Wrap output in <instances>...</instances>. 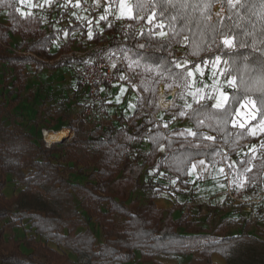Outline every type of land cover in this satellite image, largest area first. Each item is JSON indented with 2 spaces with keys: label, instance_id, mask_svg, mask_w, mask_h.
Here are the masks:
<instances>
[{
  "label": "trees",
  "instance_id": "obj_1",
  "mask_svg": "<svg viewBox=\"0 0 264 264\" xmlns=\"http://www.w3.org/2000/svg\"><path fill=\"white\" fill-rule=\"evenodd\" d=\"M219 1L225 13L210 22ZM59 2L62 12L55 25L49 13L59 9H28L20 0H0V13L6 16L0 22V263L73 264L70 253L76 261L84 257L85 264L126 263L137 254L141 264H165L158 258L190 254L188 264H214L211 255L217 253L223 264H264V238L249 233L247 225L238 235L217 238L196 226L186 208L177 217L175 206L159 208L155 200L163 186L152 179L163 173L187 187L195 159L221 164L227 157L221 158L218 143L231 148L255 141L232 121L246 100L255 102L254 120L264 118L258 90L264 75V0H131V17L100 18L92 25L93 45L88 48L72 35L83 34L84 23L71 14L64 17L68 6ZM161 29L165 37L157 35ZM64 31L65 42L52 52ZM219 39H230L231 47ZM105 44L134 63L149 110L136 114L129 125L108 122L86 130L84 121L72 120L75 137L66 144L35 140L13 112L24 98L33 99L30 90L25 92V66L74 72ZM208 54L227 62L225 73L234 79L227 103L223 108L209 101L192 103L186 110L189 131L163 125L151 113L158 97L155 74L182 80ZM137 101L139 111L143 101ZM56 104L54 118H67L64 100ZM79 130L84 139L76 137ZM251 160L250 153L236 158V168L244 171ZM263 169L264 154L245 171L247 182L262 179ZM148 170L152 176L142 179ZM69 173L85 176V181H73ZM8 182L17 189L10 196L4 191ZM137 190L147 195L144 201ZM257 207L264 210V199ZM24 220L30 233L18 238L12 230Z\"/></svg>",
  "mask_w": 264,
  "mask_h": 264
},
{
  "label": "rangeland",
  "instance_id": "obj_2",
  "mask_svg": "<svg viewBox=\"0 0 264 264\" xmlns=\"http://www.w3.org/2000/svg\"><path fill=\"white\" fill-rule=\"evenodd\" d=\"M24 1L25 0H20V3L23 4ZM94 1L95 2H92V0H79L78 2H69L66 5L68 6L67 9L78 12L81 8H94V3H99L100 1L105 11L109 14L117 9L116 3L118 0ZM127 1L128 0H120L117 9L118 15H122L125 11ZM121 5H123V11L121 10ZM49 7L51 11L59 9L57 10L59 11L58 14L57 11L51 12L48 18L49 21L53 20L55 25L59 24V14L62 12L60 5L52 4ZM50 9L46 11L48 12ZM224 13L225 6L219 1L213 6L208 20L214 22L217 17L223 16ZM92 19H94V17ZM150 19L151 17H149L147 21ZM4 20L5 18L0 15V21ZM85 23V31L83 34L77 31L73 32L72 35L76 37L81 45L88 48L93 45V41L90 40L92 25L97 23L90 20ZM64 24L65 22H63V25ZM66 38L67 34L65 31L61 35H58L54 40L51 50L55 51L61 43L65 42ZM224 40L225 39H219L222 43ZM228 40L230 41V39ZM178 49L181 48L179 47ZM126 60L128 66H130V71L136 75L138 79L137 71L132 68L134 63L128 58H126ZM215 60L216 57H213L212 54H208L196 64L199 65V71H196V67H193L192 70H188L192 71L193 75L189 76L187 71V75H185L182 80L166 78L155 74L159 81L157 87V102L155 107L151 108V112L154 114L155 118L163 125L168 124L169 126H175L180 123V118L186 117V107H189L191 103L206 102L208 100L212 103V99L216 100L220 93H224L227 89L233 87L235 82L232 77L226 75L225 62L220 59V62L217 64ZM24 72L26 80L25 92L30 90L33 99L24 98V100L13 109L16 120L20 122L25 130L34 136L35 140H43L47 145L66 144L71 138L75 137V131L72 126L70 127L72 120H75L77 116L76 108L78 105V95L75 90V73L66 68L57 71L49 68L38 69L34 65L25 66ZM230 81L232 83H230ZM134 91L136 93L135 96H132V93H130L128 96L126 95L127 97H123L124 99L121 102L118 101L119 91L115 92V95L109 97L113 98V100L104 104L106 107L110 106V112L107 113L106 111L103 115L101 113H95L91 118L84 120V128L89 130L95 126V124H105L107 122H112L114 124H129L135 116V103L137 97L140 96L137 89H134ZM172 91L174 95L172 99L169 100V94ZM61 99L65 102V115L67 116L65 119L60 117L54 118L52 114V110L57 106L56 102ZM249 101L250 100H246L245 105L238 106L239 115H237V112L235 113L232 124L235 128H245L247 131L250 124H255V130L252 131L256 134L254 135L255 141L239 143V146H233L231 148L229 147V143H225L228 146L227 157L223 160L226 164V170L223 167V163H221L216 171H212L210 166L205 162H203V166L199 165V170L195 164V168L193 167L190 171L189 179L191 182H189V187L185 189L180 188L178 184H173L174 181L165 179L163 173L152 178L163 186L159 193V198L165 199L166 201L168 200L176 207V211L173 213L174 217L179 214L177 211L178 209L186 208L190 213L191 220L194 221L196 226L202 227L204 231L210 232L217 238L227 235H238L242 232L244 225H247L249 233L259 238H264V210L248 201L252 186L250 189L247 188V186L249 187L250 185L260 184L262 179L259 178L253 183H250V181L247 182L245 174V171L250 169L253 162L264 154V118L257 121L254 120L255 109ZM138 109L140 113L142 109H140V107ZM6 123H8V120H6ZM240 124H244V127H240ZM184 125L188 126V128L191 127L189 124ZM44 129H62L68 133V138H64L62 141L49 143L43 136ZM76 137L84 139V132L79 130L76 132ZM76 152L80 153V150L77 149ZM249 153L251 154L252 160L247 163L245 170L242 171L241 169H237L236 158L242 159L244 155ZM152 172L153 170L145 172L142 179L152 176ZM69 176L73 181H85V176L75 173H69ZM4 191L7 196L17 192L14 182H8ZM135 195L140 201H144L147 196L140 190H137ZM158 205L166 206L169 205V203L161 201ZM114 218L119 224L120 219L117 216H114ZM28 227V222L24 220L15 226L12 231L17 234V237L21 238L30 233ZM90 228L95 233L97 240L101 241L99 227L92 222ZM180 230L183 231L182 228H180ZM50 245L56 247L55 243L51 242ZM239 247H241V244H239ZM69 255L73 261H75L74 263H86L84 257L76 261L75 255L70 253ZM129 264H136L135 259L130 261Z\"/></svg>",
  "mask_w": 264,
  "mask_h": 264
},
{
  "label": "built area",
  "instance_id": "obj_3",
  "mask_svg": "<svg viewBox=\"0 0 264 264\" xmlns=\"http://www.w3.org/2000/svg\"><path fill=\"white\" fill-rule=\"evenodd\" d=\"M74 73L77 81L76 88L79 95L76 108V124L91 118L95 113L105 114L104 89L105 85L112 83L124 84L137 89L143 101V109L149 110L148 98L144 95L143 91L140 90L138 79L136 75L130 71L126 58L107 48L106 44L105 47L100 48L92 59L77 65ZM218 144L224 151L221 156L223 159V156L227 154L228 146L223 143ZM222 163L226 170V164L223 161ZM263 199L264 175L260 184L252 185L248 201L253 205H258Z\"/></svg>",
  "mask_w": 264,
  "mask_h": 264
},
{
  "label": "crops",
  "instance_id": "obj_4",
  "mask_svg": "<svg viewBox=\"0 0 264 264\" xmlns=\"http://www.w3.org/2000/svg\"><path fill=\"white\" fill-rule=\"evenodd\" d=\"M61 0H25L24 3L22 4L24 7L28 8V9H31V8H40V9H44V8H49V6H51L52 4H55V5H58ZM78 2L79 0H65V4H68L69 2L70 3H73V2ZM56 2V3H55ZM92 2H95L94 0H92ZM120 4V0L117 1L116 3V6H117V9H118V6ZM94 8H91V7H88L89 9H87L86 7L84 9H80L78 12L76 11H72L71 9H66V13L64 14V17L68 16L69 14L73 15L74 17H76L77 19H79L81 22L84 23V26H85V22L87 21H92V22H98V20L103 17H109L111 19H117V20H123L125 18H128V17H131L132 16V7H131V0H128L127 1V4H126V7H125V11L123 12L122 15H118L117 13V9L114 10L113 13L109 14L105 11V8L103 7L102 3H94L93 5ZM1 16H3L5 18L4 21H0V22H6V16H5V11H2L0 13ZM94 17V19H92ZM163 33V34H162ZM157 35L160 36V37H165L166 36V32L164 30H160L159 32H157ZM56 50V49H55ZM52 51V50H51ZM54 52V51H52ZM196 66V65H195ZM194 66V68H195ZM64 68L68 69L67 67H62L60 70H64ZM43 69H47V68H43ZM192 68L188 69V70H192ZM53 70H57V71H60L58 69H53ZM187 70V71H188ZM141 90V89H140ZM105 103H109L113 100V98H109L110 96H113L115 95V92L119 91V96H118V101L121 102L124 98L123 97H127L130 93H132V96H135V91L132 87L130 86H127V85H124V84H118V83H112V84H107L105 85ZM142 91V90H141ZM225 95H228L227 92H224ZM127 95V96H126ZM132 98V97H131ZM135 98V97H134ZM138 98H141L140 96L137 97L136 99V103H135V111H134V114H138L139 111H137V103H138ZM126 100V99H125ZM209 101V100H208ZM212 104L215 105L216 104V100L215 99H212ZM245 101L241 102V105H245ZM192 103L190 104L189 107H186V110L189 109L191 107ZM106 107V106H105ZM141 109L143 110V107H141ZM141 110V111H142ZM106 111L107 113L110 112V106L106 107ZM153 114V113H152ZM134 118V117H133ZM132 118V119H133ZM180 123L176 124L175 126H169L168 124H166L169 128H183L187 131H189L191 129V127L188 128V126H185L184 124H189L191 125L190 123H188L187 121V118L184 116L182 118H180L179 120ZM108 123V122H107ZM112 123V122H111ZM114 124V123H113ZM124 124V123H122ZM130 124V122H129ZM127 124V125H129ZM116 125H119V124H116ZM126 125V124H125ZM245 129V128H243ZM255 130V124H250V126H248V131L245 129L246 133H248L249 136H252L254 137V134L252 131ZM244 143H247V142H244ZM200 161H203L205 163H207L209 166H210V169L212 171H216L218 170V168L220 167L221 164H217V163H209L207 162L205 159L203 158H198V159H195L193 161V163L191 164V166L189 167L188 169V186L189 187V182H191V180L189 179L190 178V171L193 169V165H197L198 167V170H199V165L200 166H203V164L200 163ZM195 168V167H194ZM171 181V180H170ZM174 181V180H172ZM173 184H176L175 181L173 182ZM187 187H180L182 189H185ZM161 201H165L166 203H169V205H162V206H159V202ZM155 203L156 205L161 208V209H168L174 205H172V203H170L168 200L166 201L165 199H162V198H159V196L156 198L155 200ZM178 209V208H177ZM176 211V210H175ZM174 211V212H175ZM178 213H179V209L177 210ZM173 212V213H174ZM179 215V214H178ZM177 215V216H178ZM176 216V217H177ZM15 234V233H14ZM15 236L17 237V234H15ZM19 238V237H18ZM22 238V237H21ZM21 250L24 251V252H30V249L26 248L25 246L21 245L20 246ZM191 254L190 255H176V256H172V257H159L158 259L160 261H162L163 263L165 264H188V261L189 259L191 258ZM139 257V254L136 255V259ZM71 258V256H70ZM72 259V258H71ZM135 259V261H136ZM211 259H212V262L214 264H223L225 261L224 259L218 255L217 253H212L211 255ZM73 260V259H72ZM2 264V263H0ZM73 264H80V263H73ZM117 264H129V262H126V263H117ZM136 264H141V262H138L136 261Z\"/></svg>",
  "mask_w": 264,
  "mask_h": 264
},
{
  "label": "snow or ice",
  "instance_id": "obj_5",
  "mask_svg": "<svg viewBox=\"0 0 264 264\" xmlns=\"http://www.w3.org/2000/svg\"><path fill=\"white\" fill-rule=\"evenodd\" d=\"M121 10L123 11V5H121ZM101 19H103V17H101ZM223 43H224V45H226L228 47H231V42L228 39H225L223 41ZM219 62H220V57L217 56L216 60H215V63L218 64ZM225 63H227V62H225ZM176 66L177 67H181L180 64H177ZM195 67H196V71H199V65H196ZM188 75L192 76L193 72L192 71H188ZM230 83H232V82L230 81ZM258 83H259V89L258 90L262 93L261 96H260V104H261V107L264 108V75H262V77L258 81ZM228 99H229V97L227 95H225L224 93H220L219 97L216 98L217 102L214 105V107L223 108L224 104L227 103ZM249 103L252 104L253 107H255V102L254 101L250 100ZM225 111H227V109H225ZM236 112H237V115H239V110L238 109H236ZM262 114H264V113H262ZM240 127H244V124H240ZM200 163L203 164V161H200ZM193 167H195V165H193Z\"/></svg>",
  "mask_w": 264,
  "mask_h": 264
},
{
  "label": "bare ground",
  "instance_id": "obj_6",
  "mask_svg": "<svg viewBox=\"0 0 264 264\" xmlns=\"http://www.w3.org/2000/svg\"><path fill=\"white\" fill-rule=\"evenodd\" d=\"M174 95L173 91L169 94V100L172 99V96ZM168 100V99H167ZM43 136L45 139L49 142H56V141H62L64 138H68V133H66L62 129L58 130H43Z\"/></svg>",
  "mask_w": 264,
  "mask_h": 264
}]
</instances>
